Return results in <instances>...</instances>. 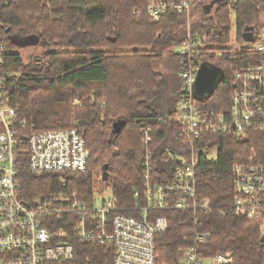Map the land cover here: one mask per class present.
Here are the masks:
<instances>
[{
	"label": "trees",
	"instance_id": "1",
	"mask_svg": "<svg viewBox=\"0 0 264 264\" xmlns=\"http://www.w3.org/2000/svg\"><path fill=\"white\" fill-rule=\"evenodd\" d=\"M149 1L0 0L3 103L15 110L17 130L29 135L75 127L90 152L83 173H33L27 155L16 154V194L23 203L32 206L64 191L76 194V202L90 206L95 194L94 175L102 173L106 165L107 180L101 178V183L111 191L116 208L126 216L138 217L147 206L141 169L145 130L151 138L154 181L169 178L175 166L174 154L183 144L181 131L173 121L181 81L174 87L167 107L155 104L163 78L154 70L161 55L153 47L181 46L186 32L177 30L184 15L152 22L146 12ZM202 1L195 0L193 6ZM232 15L239 45L236 49L230 47ZM262 16L264 0H221L213 15L192 25L191 38L202 43L196 61L212 64L223 73L215 93L200 101L208 109L221 111L229 105L235 71L256 58L246 51L243 31L252 27L253 35L259 34L264 27ZM16 36L36 41L44 52L41 62H23ZM172 58L180 65L179 53H173ZM120 120L125 126L114 134L112 125ZM216 141L218 159L214 164H199L203 175L197 181V198L211 201L210 213H150V220L164 217L168 225L166 231L155 234L156 264H179L181 250L186 247H196L204 257L231 252V264H264L260 221L239 217L230 208L232 168L246 163L253 150L261 152L264 135L251 132L245 139L222 136ZM74 218L63 215L47 224L54 232L62 228L66 232L62 241L73 245L75 259L67 264H114V247H91L79 240L73 229ZM196 234L209 238L198 242Z\"/></svg>",
	"mask_w": 264,
	"mask_h": 264
},
{
	"label": "built area",
	"instance_id": "2",
	"mask_svg": "<svg viewBox=\"0 0 264 264\" xmlns=\"http://www.w3.org/2000/svg\"><path fill=\"white\" fill-rule=\"evenodd\" d=\"M195 0H151L146 12L152 22L170 15H185ZM202 46L199 39L186 35L181 44V96L173 121L181 131L182 148L165 182H155L149 150V131H143L145 158L141 164L146 208L138 217L126 216L116 208L111 194L95 197L90 206L76 202V194L55 192L29 206L16 194V154L28 157L33 173H83L90 152L78 129L47 130L21 134L15 126L13 108L3 103L4 87L0 78V264H67L75 259L71 243L62 241L66 232L51 231L48 221L63 215L74 216L73 229L79 240L91 247L112 245L114 264H156L155 234L167 230L164 217L150 220L152 211L192 210L210 213L209 199L197 198V181L203 175L199 164H214L218 159V137L245 139L251 132L264 135V27L246 43V51L256 58L234 73L235 86L229 105L221 111L208 109L192 95L200 66L195 57ZM3 46L0 45V66ZM76 102V101H75ZM162 122V120L160 121ZM24 125V124H23ZM201 167V166H200ZM233 199L231 210L247 220L260 221L264 235V147L253 150L246 163L232 168ZM62 186L65 184L62 183ZM63 195V200L56 196ZM135 196H138L135 193ZM100 199V200H99ZM50 225V224H48ZM198 242L207 234H196ZM182 264H231V252L204 257L196 247L181 250Z\"/></svg>",
	"mask_w": 264,
	"mask_h": 264
},
{
	"label": "rangeland",
	"instance_id": "3",
	"mask_svg": "<svg viewBox=\"0 0 264 264\" xmlns=\"http://www.w3.org/2000/svg\"><path fill=\"white\" fill-rule=\"evenodd\" d=\"M220 1L218 0H204L199 2L195 6H192L189 12H187L183 16L182 25H180L177 30L186 32V35L190 33L191 27L196 22L202 20L203 18H208L213 15L214 10L216 9L217 5ZM261 25L264 26V16L261 17ZM262 32V29L259 33ZM182 32L178 33V36L181 37ZM21 41V49L18 50L22 56L23 62L25 64H37L41 62V56L44 53L42 48L37 45L36 41L33 43L27 42L25 37H20ZM230 47L236 49L239 47L236 41V30L234 24V15L231 16V33H230ZM153 49L160 53L161 58L159 61L154 63V70L159 73L163 78V86L159 91L155 104L160 105L161 107L165 108L169 105V99L173 93V89L176 85L180 83L179 78V69H181L180 65L172 58V54H178L181 50L180 46L175 47L171 44H162L154 46ZM78 102L76 101L75 104ZM171 143L168 141L167 146ZM175 152V154H177ZM176 158L178 156L175 155ZM101 171H97L94 175L95 183H94V191L95 197H105L111 194V191L106 188L101 183ZM112 196V195H111ZM57 198H61L63 200V195L61 197L56 196ZM100 200V199H99ZM179 264H182L181 258L178 260Z\"/></svg>",
	"mask_w": 264,
	"mask_h": 264
},
{
	"label": "water",
	"instance_id": "4",
	"mask_svg": "<svg viewBox=\"0 0 264 264\" xmlns=\"http://www.w3.org/2000/svg\"><path fill=\"white\" fill-rule=\"evenodd\" d=\"M252 30H253L252 27H246L244 29L242 34V40L244 43H250L253 41L254 35L252 33ZM16 38L21 43L20 37L16 36ZM27 42L33 43L32 40H27ZM222 77H223V73L221 69L215 68L212 64L209 63L200 64L192 87L193 97L198 101H203L211 97L215 93ZM124 126H125V121L123 120L115 122L112 125V132L114 134H119L120 131L124 128ZM106 170H107V166L105 165L103 167L102 175H101L103 181L107 180Z\"/></svg>",
	"mask_w": 264,
	"mask_h": 264
}]
</instances>
